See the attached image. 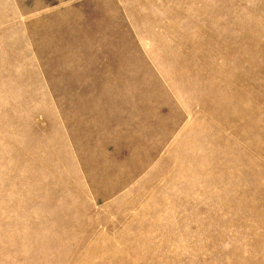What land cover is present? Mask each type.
Returning a JSON list of instances; mask_svg holds the SVG:
<instances>
[{"label": "rangeland", "instance_id": "1", "mask_svg": "<svg viewBox=\"0 0 264 264\" xmlns=\"http://www.w3.org/2000/svg\"><path fill=\"white\" fill-rule=\"evenodd\" d=\"M0 264H264V0H0Z\"/></svg>", "mask_w": 264, "mask_h": 264}]
</instances>
